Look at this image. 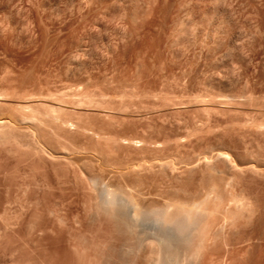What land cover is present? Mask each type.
I'll return each mask as SVG.
<instances>
[{
    "label": "rangeland",
    "instance_id": "rangeland-1",
    "mask_svg": "<svg viewBox=\"0 0 264 264\" xmlns=\"http://www.w3.org/2000/svg\"><path fill=\"white\" fill-rule=\"evenodd\" d=\"M0 90L4 120L56 110L79 124L57 127L59 140L44 131L70 160L42 158L21 132L0 143V264H147L143 233L96 209L94 176L144 190L146 204L217 184L229 206L227 189L238 192L246 207L231 200V220H214L195 264H264V0H0ZM89 126L159 145L119 147L105 162ZM206 152L212 167L179 180L115 172L132 158L192 161ZM247 162L261 174L233 166Z\"/></svg>",
    "mask_w": 264,
    "mask_h": 264
},
{
    "label": "bare ground",
    "instance_id": "bare-ground-1",
    "mask_svg": "<svg viewBox=\"0 0 264 264\" xmlns=\"http://www.w3.org/2000/svg\"><path fill=\"white\" fill-rule=\"evenodd\" d=\"M1 90H3V89H1ZM1 90H0V98L5 96V94ZM76 92H74V93L76 94ZM79 92H81V91H79ZM79 92H78V94H79ZM81 94H80V97H81ZM82 100H83V98H82ZM95 102H97V101H95ZM79 103H80V101H79ZM50 109H52V106H51V108L49 107V110ZM31 110L32 109H30V111ZM30 111L29 112L27 111L25 114H23L24 116L22 118H20V120L18 121L19 123L15 122L14 120H13L14 121L13 122V121H9V120H4V118L3 119L0 118V143L1 142L5 143L8 140H10L11 138H14V139L17 138V136H18L17 133L21 132V134L23 135V136L20 135L21 137H24V136H25V138L27 137V139H26L27 142L24 141L25 145H28L29 147L34 148L36 151L35 153L38 155H41L42 158L50 157L53 160L58 159V158H65L64 160H68L70 158V157H68V155H70V152H71L70 150L68 151L67 149H65V151L62 152V151L58 150V149H61V147L60 148L56 147L57 151H55L53 147L51 148V146H49V144H51V143H49V144L45 143L44 137L47 134H49L48 132H50V134L52 133L51 136L54 139H57V138H55L56 136L62 137L61 136L62 134L60 133V131L58 132L57 130H61V132L64 131V130H62L63 129L62 126H66V128H69V130H74L72 128H75V126L77 127L76 124H78V123H76V121L74 122V119L71 120V117H70V119L68 118L69 120H67L65 117H63V119H64L63 120L61 118L62 115L59 116L60 113H59V111L55 112L56 110H54V112L48 111L49 113H44L40 110L39 111L34 110L31 112ZM103 119H104V117H103ZM102 122H104V121H102ZM203 122L200 121L201 124ZM196 123L198 125V122H196ZM205 123H207L206 120H205ZM260 123L264 124V121L259 122L258 124L260 125ZM24 124L28 125L27 131L23 130L25 126L24 127L21 126ZM197 125L195 124V126H197ZM57 127L59 129H57ZM89 127H90L89 131L91 133L89 132L88 134L92 137L90 138L89 135H87V136L91 139V141L94 138L93 141L97 145H98V143L100 145V146H97L98 148H96V145H94L96 148L95 152H97L98 149L101 150V147H102L101 152L103 151L102 154H104V155H102L101 152H99V151L98 152L102 156H100L98 152H97L98 154L96 153L97 154L96 155L93 149H92V153H94L99 158L100 157H102L103 159L105 158L104 159L105 162L108 159V158H106V156L109 157L112 153H115L114 150L119 148V147H125V148L132 147L136 150V152H137V150L138 151L140 150V152H141L142 149L146 148V150H147V147H148V150H151L150 148H152L155 151V149H157L158 148L157 146L159 145V144L157 145V142H154V141L153 142L152 141L146 142L147 140H142V138L141 139L127 138L124 136H121V137L118 136L119 138H116L117 136L115 137V135H113V134L110 136L108 134V136H106L107 134L104 135V133L102 134L101 132H98V130L92 131L91 126H89ZM55 129H57V130H55ZM78 129H79V127H78ZM93 129H94V127H93ZM47 130H48V132L45 135V132ZM99 130H100V128H99ZM101 130H102V127H101ZM22 131H26L28 133H25V132L23 133ZM55 131H57V132H55ZM257 131H259V130H257ZM66 132H68V131H66ZM112 136H114V137H112ZM67 137H68V135H67ZM59 139L60 138H58L57 140H59ZM65 139L67 140V138H65ZM57 140H55V141H57ZM10 141H12V140H10ZM8 142H7V144H8ZM24 142L23 143L21 142L20 144H24ZM59 142H58V144H59ZM119 149H121V148H119ZM119 149H118V151H119ZM146 150H145V152H146ZM153 150H151V152H153ZM127 151H128V149H127ZM122 152H123V150H122ZM124 152H125V150H124ZM116 153H115V156H111V158L112 157L115 158L117 155ZM208 154L209 153H207L206 155L205 154L202 155L203 159L202 158L200 159V156L197 159L196 158L194 159V157H193L192 161H188V160L185 161L184 160L185 158L184 159L181 158V160H180L178 157H173L172 155H171L172 157L168 156V155L165 157L163 155H162V157H158L161 155V153H160V155H158V156L155 155L156 157H152L150 159L148 157L147 158L146 157L139 158L137 156L139 159L135 160V158L131 157L134 161L132 160L129 162V164L127 163L128 165L125 167V169H123V171L120 170V171H115V172H118L120 176H124V177L127 176L125 178H129L128 176H131L130 179L131 178L132 179L133 178H136V179L139 178L141 180V177L143 179L144 175L145 176L147 175V177H148V175L151 174V175H149V178H150V177H152V174H154V175L159 174V176H161V173H162L169 178H171V177L176 178L177 177V179L179 180V179L183 178L185 173H186V175H189L190 174L189 171L192 173V170H193V172L195 169L201 170V168L204 164L208 168H209V166L212 167L213 163L211 162L212 161L211 159L213 158V155H210V154L208 155ZM213 154H214V151H213ZM121 155H123V153ZM142 155H143V153H142ZM214 156H217V158L223 157L226 159V162H228L227 159L230 157V154L226 153V152H220V151L217 152L216 151ZM195 157H198V156H195ZM117 158H118V156H117ZM125 158H126V156H125ZM260 160H262V159H260ZM101 162H103V160H101ZM231 162H233V161H231ZM70 163H71V161H70ZM120 164H121V162H120ZM241 164H242V162H241ZM241 164L238 165L237 163H235L233 165L234 168L237 171L239 170V172L241 174H242L243 170H247V169H248V171H249V169H255L259 173L261 172L260 170H262L261 168L258 169V165L256 166V163L253 164V163L247 162L244 165H241ZM69 165L70 164H68V166ZM119 167H121V165H118V168ZM214 167H215V165L213 166V168ZM256 167L258 170L256 169ZM196 170H195V172H196ZM214 170H218V169H216V167H215ZM220 170H218V172H220ZM210 173H212V172H210ZM230 174H232V173H230ZM181 176H182V178H178ZM231 178H232V180L233 179L235 180V178H233V176ZM90 180H91V182H88V183L92 184L90 188L93 189V191L95 193L94 196H96V198H97V206L98 207H96V209L100 210V213H105V215L109 214V215L117 216V218H119L121 221H123L122 222V223H124L123 226H126V228H128L127 231L133 232V235L137 234V233L140 235V232L143 233L142 235H144V236L140 235L143 237V239L140 238L142 240H140V241L138 240L140 242V244H139L140 246H138V247L139 248L141 247V249H142V244H144L145 241H146L145 243L149 242L148 245H150V247H149L150 253L148 250L147 252L149 255L144 254L145 259L142 258L147 264H195L197 262V259L199 257L201 258L200 254H201V251L203 252L204 246L207 245L206 243L209 240L208 237L211 234L212 227L214 224L213 223L214 220L219 215L221 216L223 214L221 217L223 220L222 225H224L225 222H227L228 219L230 218V216H228V215H230L229 213L232 211V210L231 211L228 210L229 206L231 205L230 203L233 202L234 203L233 206H235V208H237V209L242 208V210L244 209L243 207L246 204V202L243 201V199L245 197H243V199H241V198H239L238 192L235 194L231 190H228V189H227L226 193H229V195L232 196V198H231L232 202H231V200L228 199V201H230V203L228 202L229 206H228V204H223V203H225V201L223 202V199H224V197L222 196L223 193L221 192V190L219 189L220 187H218L217 184L216 185L215 184L210 185L211 187H209V189L207 188V190H205L206 189L205 188L204 191H202L203 194H201L199 191V193L201 195L199 193H197V195H194L191 193L192 197H188L185 199H171L170 198V199L164 200L162 203H159V204H155V202L153 203V201H150L148 204H146L145 199H146L147 193L142 189H139V188L136 189L133 187H129L127 185L114 186V185L108 184V182L106 183L104 180H101L100 177H97V176L90 178ZM133 180H135V179H133ZM140 180L138 181V183L141 182ZM234 180L232 181V184H233ZM228 181L229 180H227V184H225V186L227 185L226 188L232 186L230 184V182H228ZM229 184H230V186H229ZM232 188H233V186H232ZM223 189H224V191H226L225 187H223ZM228 191H231L232 193L228 192ZM233 191L236 192L235 190H233ZM188 194H189V192H188ZM198 195H200V196H198ZM226 195H228V194H226ZM229 195H228V197H230ZM241 195H242V193L240 194V196ZM53 196L55 198L58 197L56 194H53ZM222 204L226 205V206H223ZM248 205H249V203L247 204V206ZM231 209H232V207H231ZM51 212L53 213L55 211L52 210ZM51 212L49 211V213H51ZM227 212H229V213L227 214ZM90 213H92V212H90ZM234 213H235V211H234ZM97 214H99V213H97ZM231 214H233V213L231 212ZM229 220H231V219H229ZM218 225H220V224H218ZM218 225H216V226H218ZM214 227H215V225H214ZM138 230H140V231L135 232ZM220 231H221V229H220ZM213 232H215V231H213ZM215 234H213V235H215ZM139 235L137 237H140ZM136 243H138V242H136ZM129 247H131V246H129Z\"/></svg>",
    "mask_w": 264,
    "mask_h": 264
}]
</instances>
